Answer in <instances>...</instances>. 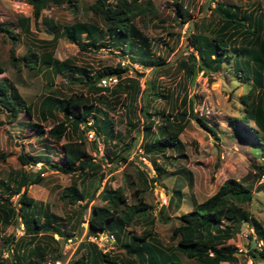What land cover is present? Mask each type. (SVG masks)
Wrapping results in <instances>:
<instances>
[{
    "label": "trees",
    "instance_id": "1",
    "mask_svg": "<svg viewBox=\"0 0 264 264\" xmlns=\"http://www.w3.org/2000/svg\"><path fill=\"white\" fill-rule=\"evenodd\" d=\"M26 1L32 7L35 23L41 17L42 11L51 4H65L72 11L79 8V0ZM176 6V15L180 16L183 22L187 21L190 17L188 10L180 2ZM89 8L92 13L101 18L104 28L94 23L81 21L61 27L52 25L54 41L62 36L69 42L76 43L80 49L88 48L89 42L97 49L101 46V43H98L101 35L98 34L106 33L113 43L118 41L123 44H120V53L129 58L130 62H139L143 67L151 69L165 65L163 57H151L148 54L150 44L147 38L140 34L134 23L138 16H147L154 10L152 0H93ZM211 10L217 19L210 23L212 27L208 30L190 33L187 36V41L193 51L185 58L179 59L178 67L192 81L200 72L210 74L221 69L226 57L227 60L235 58L236 62L246 57L245 63L250 64L249 73L252 74L254 82L248 92L240 97L244 104L243 118L233 119L231 124L240 140L249 144H261L258 138L260 137L259 132L264 134V18L260 14L257 15L254 10H246L240 5L225 4L219 1H216ZM19 23L26 31L29 30V18L22 17ZM1 29L13 37L10 29L5 26ZM82 36L87 37L86 42L88 43L82 42ZM238 36L241 42H244L242 45L236 44ZM11 59L13 63L18 61L13 53ZM23 61L31 69L38 70L39 67L49 66L53 75L66 71L75 73L76 77H72L74 80L87 84L97 94L92 96L81 91L71 93L67 98L47 94L36 105L34 102L27 103L9 79H0V111L5 113L9 122L16 121L21 112L33 116L34 110L37 111V116L41 120L46 121L49 118L57 120L48 131L36 122L28 123V125L39 136L46 133L56 141L65 139L62 145L63 163L53 162L46 153L19 154L18 159L22 165L41 163L44 168L51 167L71 176L74 174L83 176L80 181L81 186L74 179L70 185L64 187L61 196L70 205L78 204L81 207L73 213L76 214L75 219L73 218L74 225L79 226L81 221H86L87 236H95L99 231L110 232L114 242L131 256L128 264L235 263L238 259V248L234 244H228L227 241L234 237L235 226L241 223H247L252 228L255 239L264 240L262 222L243 206L252 200L253 191L249 185L235 178L225 179L219 188L206 199L202 201L193 199L192 208L176 216L179 223L172 228L169 236L171 241H175L173 245H162L158 241L157 232L153 228L155 218L152 215V206L140 195V190L138 188L135 190L138 203L128 205L127 195L123 188L112 187L108 179L97 195L104 203L92 204L89 207L87 218L84 219L86 204L93 198V193L84 184V178L94 176L101 169L100 161L92 157L85 147L86 130L93 131L94 148L97 149V142L100 140L104 145V150L110 142H114L116 147V144L123 142L125 136L129 135L132 130L137 129V135L141 132L139 147L142 149L143 157L151 163L155 172V176L149 179V183L151 186L157 183L160 187H164L161 183V176L168 173V169L162 162H157L156 157L160 155L165 159L177 158L165 154L168 148L178 150L179 156L183 155L181 153L183 142L180 134L186 122L194 119L212 134H215V131L202 117L196 115L193 101L185 94L181 97L180 104L183 105L181 110L157 111L152 109L153 101L167 97L160 88L158 80L145 79V87L142 88L139 77L127 76V70L120 64L93 72L90 69L73 68L69 59L60 61L55 59L51 52L40 56L32 49H28ZM1 72L3 68L0 65ZM106 76H114L117 80L114 84L102 85L100 82ZM260 88H262L260 93L255 95L256 90ZM106 93H109L112 98L115 97L116 102L123 94L127 101L123 108L129 127L124 133L114 129L109 112L98 106L100 102L111 107V102L115 101L107 98ZM58 113L62 115V120L57 118ZM158 117H160V123H157ZM250 122H253L255 127L250 125ZM136 141L137 137L131 136L124 144L129 149ZM103 155L115 162L127 159L119 150H113L112 155L107 153ZM6 158L7 154L0 151V161H5ZM43 167L34 173L20 170L16 176L9 175L6 180H0V224L3 226L21 224L24 233L29 235L28 240L25 238L14 240L13 235L5 238L13 259L10 264H45L46 255L50 252L49 246L48 243L44 245L39 243L38 237L45 234L53 243L58 244L59 241L49 233L41 234L42 230L51 231L63 238L74 236V233L70 231L65 233L59 222H53L59 216L51 211L49 204L28 195L27 188L30 184H39L43 181ZM253 168L254 172L258 173V177L264 176V156H262L261 163L253 164ZM138 174L146 183L143 172L138 171ZM187 177L189 185L192 186L191 171H187ZM13 196H16L15 202L11 200ZM175 196L180 202L182 192L173 190L169 195L168 206L172 204ZM82 202L84 204H81ZM179 207L180 204L175 205V209ZM163 209L164 205H161L159 212L163 213ZM67 218L71 220V217ZM141 222L145 224V227L137 233L132 225ZM128 227L132 229L128 230ZM86 245L88 248L86 254L77 260L69 261L68 264H119L109 252H103L97 243L87 241ZM83 246L84 243H80L78 249ZM247 253L253 259L264 260V247L258 250L248 245ZM59 257L61 253L58 251L53 259L56 260ZM0 264L8 263L0 256Z\"/></svg>",
    "mask_w": 264,
    "mask_h": 264
},
{
    "label": "rangeland",
    "instance_id": "2",
    "mask_svg": "<svg viewBox=\"0 0 264 264\" xmlns=\"http://www.w3.org/2000/svg\"><path fill=\"white\" fill-rule=\"evenodd\" d=\"M216 1L240 5L243 9L256 11L257 15L260 14L264 18V0H152L154 10L149 15L138 16L134 20L140 34L146 37L150 44V48L148 47L147 50L148 54L151 57L161 56L165 60L164 66L151 69L143 67L139 62H130L129 58L122 56L120 44H123L118 41L113 43L106 33L98 34L101 35L98 39L101 46L99 45L100 47L97 49L90 42H86L88 39L85 36H82V42L88 43L86 49H80L76 43H71L62 36L54 41L52 25L61 27L81 21L94 23L98 27L104 28L101 18L92 13L89 8L93 0H79V8L76 11L70 10L65 4H51L42 11L41 17L36 23L33 19L32 7L26 0H0V65L3 68L0 79H9L27 103L34 102L38 105L47 94L67 98L71 93L82 91L92 96L97 95L87 84L74 80L72 77H76L75 73L66 71L53 75L49 66L39 67L38 70L26 66L23 57L28 49H32L40 56L51 52L53 57L60 61L69 59L73 68L90 69L93 72L120 64L127 70V76L139 77L142 88L145 87V79H157L160 88L168 98L164 96L153 101L152 109L157 111L162 109L164 111L181 110L183 108V105L180 104L181 97L185 94L193 101L196 115L202 117L215 131V134H212L194 119H189L186 122L184 130L180 134V139L183 142L181 149L183 155L179 156L178 150L168 148L165 154L177 158L169 159L168 157L165 159L160 155L156 157L157 162H162L168 169V173L161 176V183L164 187H161L160 191L157 188L160 186L159 184L153 183L151 186L149 183V179L155 176V172L151 163L143 157L142 149L139 147L141 132L140 135H137V129L132 130L129 135L125 136L123 142L116 144L117 149L114 142H110L105 146V150L100 140L97 142V149H95L93 140L85 134V147L92 157L100 161L101 169L94 176H85L84 178V184L93 193V198L86 204L87 210L83 215L84 219L87 218L89 207L92 204L101 205L104 203L97 195L108 179L112 187L123 188L127 195L128 205L138 203L135 190L137 188L140 190V195L152 206V215L155 218L153 228L157 232L158 241L162 245H173L175 241H171L169 236L172 228L179 223L176 216L190 210L193 199L202 201L212 195L225 179L235 178L251 187L252 200L243 206L260 220L264 227V176L258 177V173H255L253 168V164L261 163L262 156H264V134L259 132L258 139L261 144H249L239 139L231 124L233 119H242L244 116V104L240 97L248 92L254 82L252 74L249 73L250 64L245 63L246 57L237 62L235 58L227 60L226 57L221 69L210 74L200 72L192 81L178 67L179 59L185 58L188 53L193 51L187 41V36L190 33L208 30L212 27L210 23L217 19L211 10ZM178 2L190 13L189 19L185 22L176 15ZM22 17L29 18L28 31L19 23ZM4 26L12 31L13 37L1 29ZM243 43L238 36L236 44L242 45ZM228 51L230 50L228 49ZM12 53L18 58L16 63L11 61ZM113 78L114 76L106 78V85L114 83L112 82ZM100 83L104 85L102 82ZM261 89H257L255 95L259 94ZM105 95L115 101L111 102V107L100 102H98V106L109 112L114 129L124 133L129 127L123 108L127 101L123 94L117 102L115 97H110L109 93ZM36 105L35 107H37ZM57 118L62 120V115L58 113ZM35 122L41 124L45 131H48L57 120L51 118L46 121L41 120L37 116V111L34 110L33 116L21 112L16 121L9 122L5 113L0 111V151L7 154L6 160L0 161V180H6L9 175L16 176L20 170L34 173L43 167L41 163L22 165L18 159L19 154L46 153L53 162L63 163L62 145L65 139L56 141L46 133L39 136L28 125V123ZM160 122V117H158L157 123ZM250 125L255 127L253 122H250ZM81 127L83 128V125ZM154 131L156 133V130ZM131 136L137 137V141L128 149L124 142H128ZM255 141L258 140L255 139ZM113 150H119L127 159L115 162L103 155L104 153L112 155ZM138 171L143 172L144 179L147 180L146 183ZM187 171H191L193 175L192 186L189 185ZM42 173L43 181L39 184H30L27 188L28 195L49 204L51 211L59 216L53 222H59L65 233L70 231L74 233V236L63 238L51 231L42 230L41 234L49 233L59 243H53L45 234L38 237L37 241L43 245L48 243L50 252L46 255L45 264H55L56 261H59L60 264H68L69 261L83 257L88 251L86 242L93 241L86 235V221H81L79 226L77 225L78 228L74 225L73 218L76 217V214L73 213H76L81 207L78 204L70 205L61 196L64 187L70 185L74 179L81 186L80 181L83 176L77 174L71 176L51 167H43ZM173 190H180L182 199L179 202V198L175 196L172 204L168 206V197ZM11 200L15 202L16 196H13ZM176 204H180L179 209H175ZM161 205H164L163 213L159 212ZM68 216L71 217L70 221ZM166 216L169 218L166 219ZM144 227L145 224L142 222L132 225L137 233ZM132 228L128 227L127 229L131 230ZM235 228L234 237L227 241L228 244H234L238 248V259L232 264H264V260L253 259L247 253L248 245L258 250L262 249L264 240L255 239V235L247 223H241ZM104 233L110 234L108 231L96 233L97 244L102 251L109 252L119 264H128L131 256L114 240L107 239ZM12 235L14 240L17 238L29 239V235L24 233L21 224L18 226L0 224V256L5 258L8 264L13 259L5 238ZM250 235L251 238H249ZM80 243H84V246L78 249ZM58 251L61 253V257L54 260L53 256ZM221 264L229 263L222 262Z\"/></svg>",
    "mask_w": 264,
    "mask_h": 264
},
{
    "label": "built area",
    "instance_id": "3",
    "mask_svg": "<svg viewBox=\"0 0 264 264\" xmlns=\"http://www.w3.org/2000/svg\"><path fill=\"white\" fill-rule=\"evenodd\" d=\"M101 81H102L104 84H106V83H105V80L102 79ZM112 82H116V78H113ZM87 132H88V133H87V136H90V138L93 139V138H94V137H93V132H92V131H87ZM163 200H164V202L166 201L165 198H164ZM104 235H105V237H106L107 239H110V238L113 239L112 235H109V234H107V233H105ZM109 236H110V237H109ZM108 237H109V238H108ZM97 238H98L97 236H93L92 240L95 241V242H97ZM55 264H60V263H59V261H56Z\"/></svg>",
    "mask_w": 264,
    "mask_h": 264
},
{
    "label": "clouds",
    "instance_id": "4",
    "mask_svg": "<svg viewBox=\"0 0 264 264\" xmlns=\"http://www.w3.org/2000/svg\"><path fill=\"white\" fill-rule=\"evenodd\" d=\"M106 78L108 79V78H111V77H107V76H106ZM106 78H105V79H106ZM114 78H115V77H114ZM105 79L103 78V80H105ZM116 80H117V79H116ZM101 82H102V81H101ZM102 83H103V82H102ZM114 83H115V82H114ZM114 83H110V84H114ZM103 84H104V83H103ZM104 85H106V84H104ZM88 131H92V130L89 129ZM92 132H93V131H92ZM86 134H87V132H86ZM161 189H162V188H161ZM161 189H160V190H161ZM160 190H159V191H160ZM163 191H164V190H163ZM168 201H169V197H168ZM248 227H249V226H248ZM249 228H250V227H249ZM250 229L252 230V228H250ZM252 232H253V230H252ZM104 234H105V233H104ZM107 234H108V233H107ZM109 235H110V234H109ZM95 236H96V235H95ZM89 237H90L91 239L93 238V236H89ZM112 240H114V239H112ZM93 242H95V241H93ZM95 243H97V242H95ZM97 245H98V244H97ZM98 246H99V245H98ZM99 247H100V246H99ZM100 248H101V247H100Z\"/></svg>",
    "mask_w": 264,
    "mask_h": 264
},
{
    "label": "water",
    "instance_id": "5",
    "mask_svg": "<svg viewBox=\"0 0 264 264\" xmlns=\"http://www.w3.org/2000/svg\"><path fill=\"white\" fill-rule=\"evenodd\" d=\"M157 188H158V190H160V189H161V187H160V186H157Z\"/></svg>",
    "mask_w": 264,
    "mask_h": 264
},
{
    "label": "crops",
    "instance_id": "6",
    "mask_svg": "<svg viewBox=\"0 0 264 264\" xmlns=\"http://www.w3.org/2000/svg\"><path fill=\"white\" fill-rule=\"evenodd\" d=\"M179 209V208H178Z\"/></svg>",
    "mask_w": 264,
    "mask_h": 264
}]
</instances>
